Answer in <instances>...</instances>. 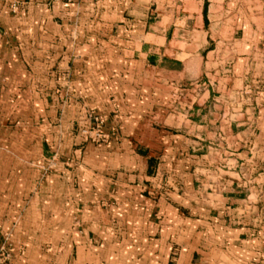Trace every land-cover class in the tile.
Segmentation results:
<instances>
[{
    "label": "crops",
    "instance_id": "crops-1",
    "mask_svg": "<svg viewBox=\"0 0 264 264\" xmlns=\"http://www.w3.org/2000/svg\"><path fill=\"white\" fill-rule=\"evenodd\" d=\"M189 1L199 38L178 40L150 0H0L10 264H264V49L212 94L210 12L227 2ZM89 110L116 135L87 139Z\"/></svg>",
    "mask_w": 264,
    "mask_h": 264
},
{
    "label": "rangeland",
    "instance_id": "rangeland-1",
    "mask_svg": "<svg viewBox=\"0 0 264 264\" xmlns=\"http://www.w3.org/2000/svg\"><path fill=\"white\" fill-rule=\"evenodd\" d=\"M150 2L152 4L149 11L150 9L153 11L150 14L151 19L153 20V17L159 19L155 15V9L160 10L167 22L166 26H171L167 38L187 40L189 38L188 30H192L193 37L196 35L195 37L199 38L198 32L193 30L198 26L195 18L196 8L195 11H192L189 0H150ZM226 2L227 4H224L226 7L225 16L223 3L221 7L218 6V3L212 6L210 12L213 25L209 31L212 36L217 37L219 42L215 48L212 46L215 50L208 53L209 60L206 70L209 75H203V81L210 80V87L213 86V90H215L212 94L215 95L224 90L228 92V87L232 91L239 90L243 82L239 76L243 74L244 69L247 68L246 70L251 72L254 65H259L256 51L258 48L264 49V0H226ZM187 47L188 44L183 48L187 49ZM187 71L190 72V68ZM217 90L219 91L216 92ZM216 234H218L217 229ZM213 235L214 233L210 236ZM212 239L219 243L218 238L213 237ZM204 241L206 242V240ZM100 244L97 241L96 246L100 248ZM176 246H174L175 250L173 249L174 254H171L172 257L178 256ZM96 253L100 254L99 249ZM200 256L201 253H195L194 258L198 259ZM217 258L220 259V255L216 256L215 261L210 258L209 263L220 264ZM100 259L96 264H108L104 257H100ZM173 261L175 262V260Z\"/></svg>",
    "mask_w": 264,
    "mask_h": 264
},
{
    "label": "built area",
    "instance_id": "built-area-1",
    "mask_svg": "<svg viewBox=\"0 0 264 264\" xmlns=\"http://www.w3.org/2000/svg\"><path fill=\"white\" fill-rule=\"evenodd\" d=\"M66 2H74L79 0H64ZM58 94H63L65 99L66 94L64 91L57 90ZM87 125L82 128V133L92 142L106 141L112 135H116V129L110 126V132H105L103 126L108 120V116L105 114H98L96 111L89 110L87 113ZM14 255L12 252V244L9 238L5 236L4 242L0 245V264H10L13 260Z\"/></svg>",
    "mask_w": 264,
    "mask_h": 264
}]
</instances>
